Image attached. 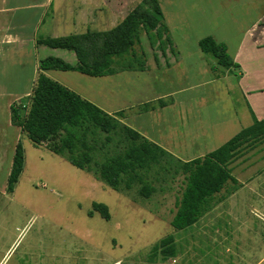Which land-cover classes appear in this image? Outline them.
<instances>
[{"label":"rangeland","instance_id":"1","mask_svg":"<svg viewBox=\"0 0 264 264\" xmlns=\"http://www.w3.org/2000/svg\"><path fill=\"white\" fill-rule=\"evenodd\" d=\"M135 1L127 7L141 0ZM161 1L165 8L166 0ZM146 45L142 35L140 46ZM135 50L139 53V46ZM204 56L212 73L204 63L192 62L150 73L122 72L110 79L61 71L54 77L99 106L132 107L125 115L133 126L140 99L189 89L221 70L211 56ZM108 85L114 92L106 91ZM178 139L171 147L182 157L209 149L191 134ZM24 146L23 170L13 193L0 192V264H264V142L245 146L230 166L237 190L182 231L170 225L184 187L173 169L153 167L143 179L152 189L146 198L141 184L114 191L49 152L46 143L35 149L26 140ZM93 203L108 208V221L98 213L88 215ZM167 236L175 240V258H154L151 247Z\"/></svg>","mask_w":264,"mask_h":264},{"label":"crops","instance_id":"2","mask_svg":"<svg viewBox=\"0 0 264 264\" xmlns=\"http://www.w3.org/2000/svg\"><path fill=\"white\" fill-rule=\"evenodd\" d=\"M157 1L169 42L160 47L147 41L145 47L140 46L145 69L133 72L150 73L169 70L171 65L180 63L189 66L192 62H202L207 72L212 73L208 59L198 46L206 37L225 46L232 67L220 68L213 77L207 76L189 89L140 99L135 103L138 111L133 117V126L129 123L132 119L129 121L125 115L132 107H102L89 102L109 115L122 113L124 125L173 158L188 162L202 158L254 121L264 119V0H195L190 4L188 0H166L165 8L161 0ZM134 2L0 0V192L6 190L16 145L21 144L25 158L24 145L26 140L29 141L12 122L11 108L16 103L25 105L38 75L43 73L81 97L54 77L58 71L39 70L40 60L47 57L75 65L74 53L49 48L40 41L87 31H108L141 1L127 7ZM48 15L50 21L47 24ZM122 72L127 71L102 78L110 79ZM199 87L208 88L203 93L191 92ZM106 91L111 93L114 89L108 85ZM178 95L179 99L173 98ZM149 122L154 127H147ZM189 134L209 149L184 157L178 155L171 147L172 142L179 144L178 136L183 139Z\"/></svg>","mask_w":264,"mask_h":264},{"label":"trees","instance_id":"3","mask_svg":"<svg viewBox=\"0 0 264 264\" xmlns=\"http://www.w3.org/2000/svg\"><path fill=\"white\" fill-rule=\"evenodd\" d=\"M144 35L152 46L169 42L167 28L157 0H141L115 27L104 32H90L58 38H48L41 44L74 53L76 64L47 57L39 62V70L77 72L89 77H104L119 71H143L145 58L140 51ZM139 46V53L135 47ZM198 46L211 56L215 64L232 67L226 48L206 37ZM123 115H109L93 103L40 73L24 107L14 104L11 120L35 146L46 143L54 155L64 158L79 170L93 175L114 191L141 184L140 193L149 197L152 189L144 184L153 167L171 171L183 178V190L175 202L170 222L176 231L193 227L215 206L237 190L238 181L231 175V165L245 146L264 142V119L232 137L202 158L181 162L157 145L149 142L121 122ZM168 157V158H165ZM176 164H169L168 160ZM23 149L16 145L6 193L11 194L23 170ZM157 173V172H156ZM110 219L108 208L93 203L89 212ZM151 255L161 260L175 258L173 236H167L151 247ZM153 259V258H152Z\"/></svg>","mask_w":264,"mask_h":264},{"label":"built area","instance_id":"4","mask_svg":"<svg viewBox=\"0 0 264 264\" xmlns=\"http://www.w3.org/2000/svg\"><path fill=\"white\" fill-rule=\"evenodd\" d=\"M16 105H20V103H16ZM22 107H24V105L21 104ZM43 144V143H42ZM44 187V186H43Z\"/></svg>","mask_w":264,"mask_h":264}]
</instances>
